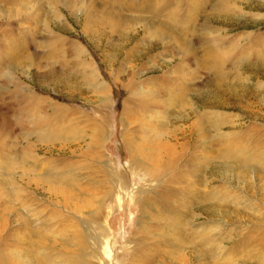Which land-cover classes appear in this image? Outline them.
I'll return each mask as SVG.
<instances>
[{
    "label": "rangeland",
    "instance_id": "374dc122",
    "mask_svg": "<svg viewBox=\"0 0 264 264\" xmlns=\"http://www.w3.org/2000/svg\"><path fill=\"white\" fill-rule=\"evenodd\" d=\"M73 1L0 0V264H264V164L215 160L201 179L187 164L205 112L208 152L221 138L264 155V0H155L154 16L140 0ZM155 16L196 26L198 56L201 40L224 46L232 91L205 69L179 108V67H196L144 33ZM42 128L57 138L39 142ZM190 189L217 197L184 207Z\"/></svg>",
    "mask_w": 264,
    "mask_h": 264
},
{
    "label": "bare ground",
    "instance_id": "6f19581e",
    "mask_svg": "<svg viewBox=\"0 0 264 264\" xmlns=\"http://www.w3.org/2000/svg\"><path fill=\"white\" fill-rule=\"evenodd\" d=\"M154 1L155 0H143V3H141V0H140L139 4L143 5L142 6L143 7L142 11L146 10V12H147V10H148L150 16H151V14L154 16V13L156 14V12L158 11L157 5L155 4ZM194 1L195 0H192V1L188 2L187 5L189 6V9H191V7H193ZM69 4L72 7L76 5V3H74L73 0H69ZM135 7L137 8V5ZM215 7L218 8V9H222V10L226 9L227 11L232 10L229 6L227 7L225 1H220ZM140 9H141V7H140ZM88 12L89 13L86 14V19H85L86 20V24H88L90 22H94V20L92 18V16H93L92 12H90V10ZM105 13L107 14L106 18L109 19V23L110 24L114 23L115 18L118 17V14H116L115 12H113L111 10H108V9L105 10ZM157 14H158V12H157ZM151 18L152 17H150V19ZM153 18H152V21H153L152 23H148V22L146 23L145 22L146 20H144V19H146V17L144 19H142V20H144V23H142V24H144V33L147 34L148 32L149 33L153 32V34L155 35L154 37L156 38L157 41H160L161 44L165 48L169 47V48H166V50H167L166 52L170 53L171 55H173L175 57V56H179V54L177 53V50H179L180 51L179 53L181 55L185 56L184 58L187 61V63L191 62L192 64H195V67H196L195 70L194 69L191 70V69L184 68V67L183 68L179 67L180 68L179 70H180V73H181V76H180L179 80H177V83L179 82V84L175 85V87H176L175 89H173V90L171 89V91L174 93V94H172V99L171 100L174 101L175 104L179 108H183L184 109L187 106L190 107L189 106L190 104L187 105V102H186V98L189 95V92L191 90V87H190L191 84H189V82H187L188 77L192 78V76H194L195 73L197 74V73H199L201 71H204L205 69L213 72L212 73L213 74L212 80L214 81L215 85H217V86H225L229 90L232 91V87L227 85L228 84L227 80H229L228 78L230 76V73L232 75V72H230L227 76H225L226 73H224L222 71L223 70V65L225 66V61H226V57L225 56H227L222 51L224 46H221V45H218V44H215L214 46H212L210 44L209 40H206V41L205 40H201V42L203 41L201 43L202 56L201 55L198 56L199 52L197 51V49H195V47H194V49H192L191 46H190V43L185 41V35L187 34L188 36H190L191 34H193L192 32H193V30H195L196 26L194 28L191 27L192 28L191 29L188 26V24H186V25H181V24L177 25V24H175L174 20L171 19V16H167V18H166L167 20L166 21H164V22H161V21L159 22L158 21V23H157V20L155 19L156 16L153 17ZM135 19H137V18H135ZM191 26H192V24H191ZM86 31H84V32H86ZM190 32H191V34H190ZM148 35H150V34H148ZM190 37L193 38V35H191ZM193 39H198V38L196 37V38H193ZM192 59H193V62H192ZM235 78L237 79L236 76H235ZM174 79H176V78L174 77ZM174 81H176V80H174ZM230 83H232V82H230ZM103 89L104 88L102 87V90ZM95 90H96V88H95ZM95 90H94V92H95ZM99 90L101 91V88ZM233 90H235V89H233ZM100 91H99V93H101ZM0 98H1V94H0ZM161 103H160L161 104L160 107H163L162 105L164 104V101H162ZM169 103H173V102L170 101ZM211 106L213 108L215 107L213 105L208 106L207 103H202V108L203 107L212 108ZM223 107H225V106L224 105L221 106V108H223ZM205 113L199 115L198 120H196L197 125L193 126V129H195V128L197 129V134L195 135V140H196L195 142H197V144L194 145L195 147H194V150H193V152L191 154L192 156H190V158H191L190 161L191 162L187 163V164L190 165V168H188V169H190L189 170L190 174H192V175H194L196 177L200 176V179H201L202 178V174L205 171L204 169L205 168H209L210 164L212 162H214L215 160L222 161V165L224 163L223 168H225V169H229V170L232 169V168L233 169H238L240 171V175H241L242 171L246 170L247 168L249 169L251 167L254 168V169H257L260 172H262L263 170L260 167L264 164V157H263L264 155H262L261 153H256V151L253 152V153L249 152V151L244 152L243 151V147L244 146H243L242 142L241 143L240 142H235L232 139H229V140L223 142V141H221V138H211L212 140L211 139L210 140L213 141V144L219 147V148L212 149V151H214L215 149H218L219 152L217 154H212V151L208 152L209 147L206 144V138H207L206 135L209 132L208 131V129H209V125H208L209 118H208L207 115H206L207 117L206 116L204 117ZM33 123H34V125H36L37 121L34 120ZM42 123H44V122H42ZM3 125H4L3 128L6 129L7 132L8 131H13V129H15V126L12 125V124H9V123L5 122ZM213 127H214V125L212 124V128ZM8 128H9V130H8ZM20 128H23V127L21 126ZM37 131H38L37 132V138H38L39 142L47 143L48 141L50 142V141H53L55 138H57L54 133H49V131H47L46 129L42 128L41 130H37ZM189 132H190V134L193 133V131L191 129L189 130ZM34 133H36V132L34 131ZM164 146H166V148L168 149L167 145H164ZM213 157H216V158H213ZM188 162H189V160H188ZM8 165L10 166L9 169H11V168L13 169L14 165L11 162ZM9 169L7 168L6 170H9ZM245 172H247V170ZM242 174H244V172ZM188 194H189V197L182 201V203L184 204V207H187L189 205V203L190 204H192V203L194 204L196 201H197L195 203L196 205L197 204L206 205L205 202H204L205 200H207V199L215 200V198L217 197L215 194H207V195H203V196L200 194L201 196H199V198L194 200L195 197L197 196V195L195 196V191L190 189L188 191ZM186 196H187V194H186ZM190 196L192 198H194V199L190 200ZM183 197H182V199H183ZM188 201H190V202H188ZM212 205L213 204H211V206ZM219 211H222V207H221V210H219ZM225 212H227V211H225ZM230 212H232V211H230ZM220 213L222 214V212H220ZM177 216H179V215H177ZM223 216H221V217H223ZM233 217H235V216H233ZM180 220H181V217L179 216V218L177 217L175 222L172 223L174 225L172 227L173 231H177V230L179 231L177 222H180Z\"/></svg>",
    "mask_w": 264,
    "mask_h": 264
}]
</instances>
